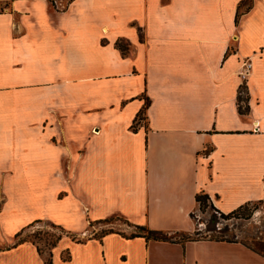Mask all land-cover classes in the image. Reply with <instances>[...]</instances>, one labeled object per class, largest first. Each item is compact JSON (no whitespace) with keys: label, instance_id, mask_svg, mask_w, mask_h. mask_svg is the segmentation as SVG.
I'll return each mask as SVG.
<instances>
[{"label":"crops","instance_id":"1","mask_svg":"<svg viewBox=\"0 0 264 264\" xmlns=\"http://www.w3.org/2000/svg\"><path fill=\"white\" fill-rule=\"evenodd\" d=\"M242 1L0 0V264H46L16 245L37 221L191 233L197 195L225 215L264 201V0L236 24ZM49 258L264 264L240 242L117 233Z\"/></svg>","mask_w":264,"mask_h":264},{"label":"rangeland","instance_id":"2","mask_svg":"<svg viewBox=\"0 0 264 264\" xmlns=\"http://www.w3.org/2000/svg\"><path fill=\"white\" fill-rule=\"evenodd\" d=\"M245 9V8H244ZM2 199L0 197V204ZM248 210L242 214L241 218L224 220L215 211H203L199 208L194 212V226L191 233L200 232L203 238L223 239L226 241L240 242L264 252V201L249 204ZM217 214V215H216ZM216 215L217 224L212 225L210 218ZM216 228L215 233L207 232V228ZM108 231L130 236L136 229L125 221L113 220L110 223L93 224L87 229L85 235L76 236L65 230L62 232L56 225L49 221H40L27 229L22 237L34 243L45 256L49 259L51 243L59 236L67 237L74 242L80 240L85 242L91 238H99Z\"/></svg>","mask_w":264,"mask_h":264},{"label":"trees","instance_id":"3","mask_svg":"<svg viewBox=\"0 0 264 264\" xmlns=\"http://www.w3.org/2000/svg\"><path fill=\"white\" fill-rule=\"evenodd\" d=\"M244 8H245V10H243ZM251 8H252V0H243L239 4L237 15H236V20H235L236 24H238L241 16L244 13L249 12ZM119 47H120V45H119ZM238 104H239V110H240L241 114L245 115L249 111L248 96H247V93H246V86L245 85H242L241 88H240L239 95H238ZM196 200H197V203H198V208L200 210L208 211V212L209 211H213V212L215 211L217 214H220L221 218L224 219V220H229V219H232V218H241L242 214L245 215L244 213L248 210L247 208L249 207V205H245V206H242V207L238 208L234 212H232V213H230L228 215H225L223 213H220L217 209H215V207L213 206L212 202L210 201V198H209L208 195H206V194L197 195ZM216 215H212L211 218H210V221H211L213 226L215 224H217V222H218V218H217ZM192 218L194 219V213L192 214ZM116 220L125 221L129 225H132L128 221H126L124 219H116ZM111 221H113V219L108 220V221H104V222H102L100 224L110 223ZM38 222H40V221H37L34 224H36ZM90 226H93V224L91 223ZM132 226L136 229V232L133 233L132 235L126 236V235L120 234V233H117V234L122 235L126 239L144 238L147 242H150V241H154V242H169V243H179V244H182V245H185V243H187V242H195V241H200V240H207V238H203L202 235H200V232H194V233L181 232V233H175V234H168V233H165V232H162V231L152 230V229H150V228H148L146 226H138V225H132ZM56 227L59 228L62 232L64 231L63 228H61L59 226H56ZM206 231L207 232H211V233H215L216 232V228L215 227L207 228ZM24 233H25V231H22L21 233L16 235V240H17L16 245L28 241V240H26V238L22 237ZM111 233H114V231L105 232L104 234H102V236L107 235V234H111ZM61 239H62V236H59L55 241H53L51 243V249L55 248ZM210 240L226 241V240L219 239V238H217V239L211 238ZM77 242L81 243L80 240H78ZM227 242H232V241H227ZM244 245H246V244H244ZM246 246L264 256V252L263 251H261L259 249H256V248H253L252 246H249V245H246ZM38 251L40 253H42V251L39 248H38ZM46 264H52L51 258L47 259Z\"/></svg>","mask_w":264,"mask_h":264},{"label":"built area","instance_id":"4","mask_svg":"<svg viewBox=\"0 0 264 264\" xmlns=\"http://www.w3.org/2000/svg\"><path fill=\"white\" fill-rule=\"evenodd\" d=\"M250 68H251V64L248 61L245 62L244 65H243V69H245V71L242 73L243 79H245L247 77L248 71H249Z\"/></svg>","mask_w":264,"mask_h":264}]
</instances>
